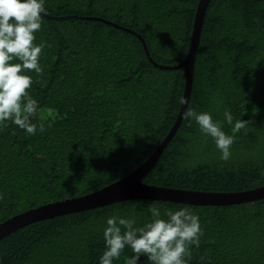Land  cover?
I'll list each match as a JSON object with an SVG mask.
<instances>
[{"label":"trees","instance_id":"1","mask_svg":"<svg viewBox=\"0 0 264 264\" xmlns=\"http://www.w3.org/2000/svg\"><path fill=\"white\" fill-rule=\"evenodd\" d=\"M199 1L45 0L34 34L45 45L41 72L27 73L26 91L55 117L34 135L0 123V223L97 191L151 156L181 109L185 73L176 66L189 50ZM189 108L211 113L234 135L229 160L182 115L141 181L200 191L264 186V0L207 1ZM225 109L250 125L233 133ZM149 204L161 218L182 207L199 216L202 235L198 247L188 246L187 264H264V196L231 204L130 198L34 220L0 237V264H99L106 218L143 226ZM131 254L125 248L113 264Z\"/></svg>","mask_w":264,"mask_h":264},{"label":"clouds","instance_id":"2","mask_svg":"<svg viewBox=\"0 0 264 264\" xmlns=\"http://www.w3.org/2000/svg\"><path fill=\"white\" fill-rule=\"evenodd\" d=\"M46 11L45 0H0V123L11 120L29 135H34L37 129L43 132V121L48 120L51 126L55 117L54 110L38 106L37 100L26 91L33 83L27 73L41 72L39 58L45 45L34 43V34L40 30ZM182 118L194 120L201 135L213 140L219 159L229 160L235 137L223 130L221 121L214 120L209 112L198 113L192 108ZM223 123L231 125L234 133L251 121H234L231 112L225 109ZM148 211L151 220L139 227L133 218L115 215L106 218L105 250L99 264H113L125 248H130L132 254L125 256L124 264H139L141 256L147 258V264H187L188 246L198 247L202 235L199 216L187 207L166 211V218H161L160 210L152 204L148 205Z\"/></svg>","mask_w":264,"mask_h":264},{"label":"water","instance_id":"3","mask_svg":"<svg viewBox=\"0 0 264 264\" xmlns=\"http://www.w3.org/2000/svg\"><path fill=\"white\" fill-rule=\"evenodd\" d=\"M207 1L208 0H200L198 3L189 50L184 60L176 66L184 68V103L181 104L180 112L172 129L169 131L163 142L151 154V156L128 175L97 191L80 197L48 203L12 216L0 223V237L13 229L34 220L130 198L162 199L191 204H231L253 201L264 196V186L243 191H200L149 185L141 181L143 175L152 166L166 142L170 139L186 109L192 84L193 59L198 45L202 17ZM134 33L141 39L146 53L149 56V52L143 38L140 34H137L136 32ZM154 64L161 68H171V66L160 65L156 62H154Z\"/></svg>","mask_w":264,"mask_h":264}]
</instances>
